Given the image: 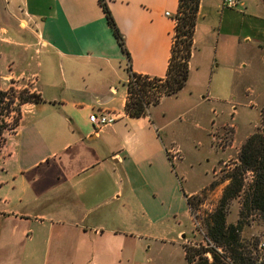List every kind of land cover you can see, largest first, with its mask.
Listing matches in <instances>:
<instances>
[{
	"label": "crops",
	"instance_id": "crops-1",
	"mask_svg": "<svg viewBox=\"0 0 264 264\" xmlns=\"http://www.w3.org/2000/svg\"><path fill=\"white\" fill-rule=\"evenodd\" d=\"M104 1L127 57L98 0H0V43H10L15 23L29 35L31 42L17 43L14 73L40 98L21 104L1 150L0 264H136L135 237L168 242L175 234L187 241L191 228L184 232L179 215L191 223L186 199L203 186L183 188L182 143L164 131L170 128L163 112L151 113L164 97L145 116L124 110L130 73L165 76L178 0ZM236 1L226 8L222 0H199L181 90L206 87L200 97L207 100L263 96L248 86L241 93L225 88L229 72L252 60L242 54L234 61L240 41L251 37L231 32V15H239L240 26L264 20V0ZM256 45L264 51L261 40ZM29 48L42 54L33 66L25 61ZM93 112L115 119L95 130ZM171 145L181 150L179 172L166 154Z\"/></svg>",
	"mask_w": 264,
	"mask_h": 264
},
{
	"label": "rangeland",
	"instance_id": "rangeland-1",
	"mask_svg": "<svg viewBox=\"0 0 264 264\" xmlns=\"http://www.w3.org/2000/svg\"><path fill=\"white\" fill-rule=\"evenodd\" d=\"M234 15L230 17L231 32H240L242 36L248 34L251 37L249 42L240 41L235 51L234 61H236L235 63L238 59L240 61L242 54L247 57L252 56V60L248 61V65L246 64L244 68H240L238 71L235 68L229 72L225 88L229 91L238 90L240 93L247 86L257 91L261 89L263 92L261 99L240 96L235 101H232L230 97L207 100L200 97V92L205 96L206 87L201 88L199 92L198 88L194 90L193 86L188 85L184 90L178 91L176 95L164 97L158 106L151 109V113H155V116L161 117V112H163L164 117L161 118V121L167 122L168 128H170L164 131L174 133L182 143L184 155L182 163L187 179L186 183L184 180L182 181L183 188L188 190L192 187L198 190L203 186L197 193L189 196L191 223L185 213L179 215L184 232L191 228L189 232L185 233V238L194 243H204L203 217L216 207L222 191L228 183V180L220 183L218 181L237 163L238 151L244 139L262 124L261 114L264 108V58L262 56H264V51L258 50L256 40L259 39L264 43V20L256 19L255 22L245 20L244 25L240 26L237 19L239 15ZM15 25H17V30L9 29L10 43H0V89L5 92L4 141H7L11 135L10 129H16L19 121L20 97L27 96L29 93L27 88L22 87L21 79H16L14 70L21 61L18 57L21 47L17 46V43L27 44L31 42V38L26 32L18 31V23ZM41 59L42 54H34V48L27 50L25 61L30 62L32 66ZM6 64L9 66L8 69L4 68ZM238 73H240L239 77ZM119 85L120 89L125 86L121 82ZM189 91H192L191 95H189ZM249 99L251 102L248 101ZM187 108L192 111L194 116L189 117ZM210 119L214 120L212 127L209 125ZM234 125L237 126V129L234 128ZM171 146L178 150L179 157L171 160L170 164L177 167V161L181 159V150L175 145ZM1 150L0 156L2 155ZM3 158L2 155L0 161ZM1 162L0 165H2ZM177 172H179L178 167ZM244 178L238 196L228 204L227 223H235L238 218L241 201L250 181L249 176L245 175ZM212 182L218 184L210 186ZM242 220L241 237L255 242L256 255L264 257V250L257 251V244L264 241V220L252 210H247ZM132 240L135 251L133 260L136 264H185L181 237L176 238L175 234L170 236L168 242L149 241L137 237ZM146 244L150 245L149 249L145 247Z\"/></svg>",
	"mask_w": 264,
	"mask_h": 264
},
{
	"label": "trees",
	"instance_id": "trees-1",
	"mask_svg": "<svg viewBox=\"0 0 264 264\" xmlns=\"http://www.w3.org/2000/svg\"><path fill=\"white\" fill-rule=\"evenodd\" d=\"M121 51L127 57L124 40L118 31L104 0H98ZM199 0H178L174 16V30L171 50L165 76L149 78L130 73L136 78L135 84L127 82L125 112L131 117L147 114L149 107L158 103L160 98L175 95L185 85L188 77V60L193 43V32L196 23ZM5 92L0 89V139L5 130L3 122ZM39 96L33 92L20 97L23 103L38 102ZM263 112V113H262ZM261 127L256 128L241 143L237 163L227 171L218 183L228 180L218 204L203 217L204 243L187 241L182 244L185 264H264L257 262L256 243L241 237L243 216L252 210L264 220V108ZM250 181L243 195L238 218L235 223H227L229 202L238 196L242 189L244 176ZM210 183V186L218 184ZM189 211L191 200L186 199Z\"/></svg>",
	"mask_w": 264,
	"mask_h": 264
},
{
	"label": "built area",
	"instance_id": "built-area-1",
	"mask_svg": "<svg viewBox=\"0 0 264 264\" xmlns=\"http://www.w3.org/2000/svg\"><path fill=\"white\" fill-rule=\"evenodd\" d=\"M236 2H237L236 0H222V5L226 8H232L235 6ZM165 14L168 15V12H166ZM135 80L136 78L134 77V75H130L129 78L127 79V82L131 84H135ZM88 119L93 124L96 130L97 128L103 125L112 123L115 117L106 112H99V113L93 112L88 116ZM10 132L11 134L14 133L15 129H10ZM4 144H5V141L3 139V134H2L1 139H0V150L3 149ZM166 154L170 161L173 159H178L179 157L178 150L174 146L169 147L166 150ZM262 250H264V241H261L257 244V251H262ZM263 261H264V257L257 255V262L259 263Z\"/></svg>",
	"mask_w": 264,
	"mask_h": 264
}]
</instances>
